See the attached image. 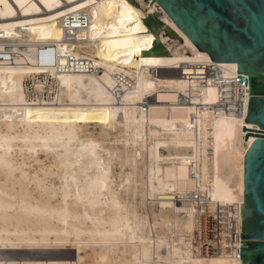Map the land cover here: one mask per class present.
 Segmentation results:
<instances>
[{
  "label": "bare ground",
  "instance_id": "bare-ground-1",
  "mask_svg": "<svg viewBox=\"0 0 264 264\" xmlns=\"http://www.w3.org/2000/svg\"><path fill=\"white\" fill-rule=\"evenodd\" d=\"M123 4L129 5L134 16L121 26ZM151 13L161 21L158 30L146 23ZM81 15L86 17L85 24L78 20ZM137 24L139 30L132 32ZM147 35L153 37L151 47L142 43ZM125 40L140 48L130 62H122L120 45ZM157 40L164 53L152 52ZM101 50L118 60L102 61ZM145 59L173 63L144 64ZM202 66L219 69L223 77L238 75L237 62H215L208 52H201L156 0H0V136L8 140L0 157L14 168L27 165L14 178L0 172V192L4 193L0 200L16 205L26 196L34 197L33 205L39 201L41 207H63L65 175L74 197L77 184L83 189L87 183L85 173L96 174L95 162L79 153L80 143L68 144L67 138L63 145H49L59 151H44L34 141L50 126L29 121L40 111L74 114L107 107L115 113L112 127L79 122L78 137L103 148L98 155L106 166L111 164L114 192L120 191L121 176L127 179L132 171L122 166L135 161L132 191L123 192L120 200L122 205L127 201L133 213H141L145 224L138 231L132 225L133 238L127 232L131 217L124 207L116 209L110 203L111 195L97 200L95 206L87 197L83 204L70 199L66 223L61 217L25 216L17 207L0 213V264H166L169 255L183 264H242V260L224 255H196L186 239L194 229L195 215L191 204L180 201L181 196L197 189L215 192L219 181L224 200L217 201L233 204L227 192L239 193L238 199L244 201L245 154L249 142L259 137L250 135L244 142L242 126L264 131L256 123H243L244 114L213 110L220 91L212 79L208 85H200L196 74ZM97 87L104 88L112 104L99 102L106 97H97ZM30 148L36 150L30 152ZM145 183L149 196L142 203ZM41 184L49 191L41 192ZM53 193L56 199H51ZM178 208L185 210L177 212ZM185 223L191 224L190 231H185ZM45 232L49 235H41ZM65 232L70 236H64ZM29 238L65 241L69 245L67 260L19 259L20 253L47 251L26 244L13 247Z\"/></svg>",
  "mask_w": 264,
  "mask_h": 264
},
{
  "label": "water",
  "instance_id": "water-1",
  "mask_svg": "<svg viewBox=\"0 0 264 264\" xmlns=\"http://www.w3.org/2000/svg\"><path fill=\"white\" fill-rule=\"evenodd\" d=\"M201 52L215 62H237L238 83H246L243 123L264 124V0H156ZM146 23L158 30L151 13ZM171 33L173 31L168 30ZM152 52L164 53L160 41ZM145 53H149L146 51ZM262 128V127H261ZM264 129V128H262ZM250 130L242 126V131ZM263 132L261 130H254ZM249 142L245 154V193L241 203L242 264H264V135Z\"/></svg>",
  "mask_w": 264,
  "mask_h": 264
},
{
  "label": "snow or ice",
  "instance_id": "snow-or-ice-1",
  "mask_svg": "<svg viewBox=\"0 0 264 264\" xmlns=\"http://www.w3.org/2000/svg\"><path fill=\"white\" fill-rule=\"evenodd\" d=\"M79 7H84V5H79ZM122 7L124 8L123 12H120L121 19L119 21L120 25L123 26L125 24V21H132L133 20V10L129 7L128 4H123ZM139 7V5H137ZM12 15H15V13H11ZM95 28V25L93 26ZM140 28V25L137 24L135 28H132V32H137ZM35 31V29H33ZM11 34V33H10ZM113 35H115V30L113 31ZM153 40V37L151 35H147L146 39L142 41L143 44H145L147 47H151V42ZM111 46V45H109ZM124 49V51L121 53L123 55L124 60L122 62H130V58L133 56H138L140 52V48L137 47L136 44H133L131 41L125 40L120 45ZM131 49V50H130ZM101 56L102 61L104 60H118V56L112 55L109 53L108 55H105L103 50L99 53ZM206 59V58H204ZM144 64H154V65H160V64H169L173 63L171 61H161L156 59H145L141 61ZM63 63V61H61ZM234 67V66H233ZM63 79V78H62ZM103 79V78H102ZM148 88H151L152 85H148ZM94 91L97 94V97L100 96L106 97L103 100H100V103H103L105 105H110L113 103L111 97L107 96L106 91L104 88L97 87L94 89ZM141 90L137 89V94H140ZM245 95H247V92H245ZM127 99V97H125ZM118 111V110H117ZM261 112L264 113V108H261ZM115 113L110 108H101L99 110H93L91 112H85L81 113L79 111L75 112L74 114L69 112H54V113H47V112H37L36 118L34 120L30 119V123H44L46 125L50 126L49 130H46V134L42 137L37 136L35 138V141H38L42 149L44 151H59V149H53L50 148V144H59L63 145L65 143V140L67 138V143L71 144L73 142L80 143L81 147L79 150V153H86L87 155L91 156L94 160V168L96 171V174L94 176L88 175L85 173L87 177V183L85 187L82 189L79 184L76 186L75 190V196L73 197L72 194V188L69 186V180L67 174L63 178L62 181V187L61 191L63 192V200L61 203L64 205L63 207H54L51 205H45L44 207L40 206V202L37 201L35 205L32 204V199L34 197H26L21 196L19 203L16 205L5 203L3 200H0V213H5L10 210H14L15 208H19L20 212L24 214L25 216L34 217L37 219H53L56 217H61L65 220V223L67 222V217L70 215L69 209L67 207L68 201L70 199L75 198L78 203H85L86 197L87 202L90 204H93L95 206L96 201H104L108 195L112 196V199L110 203L113 204V206L116 209H120L121 207H124V210L128 212L129 217H131L128 220L129 227L127 228V232L131 233L132 237L135 238L136 231H133L132 225L134 224L136 227V230L138 231L140 227L145 226L143 216L139 212L133 213L127 206L128 202L125 201L122 205L120 196L123 192L128 191L131 193L132 191V185L135 181V161L132 160L129 162V164L124 165L122 167H130L132 168V171H129L127 174V179H124L123 175L121 176V183L119 185V192H114L113 188L111 187L114 185V181L111 178V164L109 163L107 166L104 163V160L98 155V153L103 152V148L101 145L95 141H88L87 143H84L83 141L79 140L78 137V129L77 124L79 122H91L98 124L100 126L105 127H112L113 124V117ZM127 115V113H125ZM28 117H33V113L31 111L28 112ZM74 117V118H73ZM262 128H264V124L261 125ZM250 132L254 131V127L251 125L249 126ZM8 140L4 136H0V150H3L4 144L7 143ZM25 143H28L27 140L24 141ZM116 143H124V141H116ZM129 144L132 143L131 140L128 141ZM30 152L35 151V148L28 149ZM9 153H11L12 149L11 147L8 148ZM111 156V154H110ZM80 159H83V155H80ZM24 167H27V165H22L19 167H12L11 164H7L5 160L0 157V172H3L6 176L9 178H14L17 173L23 174ZM71 167H76L75 164L71 165ZM75 180V174L73 173V181ZM41 192H48L49 189L44 185H38ZM145 192H144V198L142 203H146L148 200L149 193L147 191V183H145ZM137 192L139 191V185H137ZM153 194L155 193L156 189L153 188ZM173 192H175V189H172ZM86 194V195H85ZM209 194L211 195V199L213 201H216L217 199H220L221 201L224 200V195H221L220 192V183L217 181L216 184V191L212 192L209 191ZM4 193L0 192V196H3ZM227 199L230 203L234 204H241L244 203L243 200L238 199L239 193L237 195H232L231 192H227ZM55 193L51 196V199H56ZM10 199H15V197H11ZM183 199V197H182ZM163 207V205H162ZM185 209L178 208L176 209L177 212H182ZM179 224V221H178ZM154 226V225H151ZM149 226V227H151ZM232 227L233 232L231 234L238 235L240 232V226L238 219L230 225ZM191 230V224L185 223V231ZM41 235L47 236L49 233L45 232ZM57 235H60L57 233ZM64 236H70L69 233L65 232L63 234ZM187 239V237H186ZM260 240L264 241V235H261L259 237ZM183 243V241H181ZM27 245L29 247L33 248H43L47 249V251H41V252H32V253H20L18 254V258L22 260H44V261H52V260H67L68 253L66 249L68 248V243H66L63 240H57L56 242H50L47 240H42L40 242L33 241L31 238L27 239L20 245H13V247H24V245ZM166 264H183V261H173L171 259V255L166 260Z\"/></svg>",
  "mask_w": 264,
  "mask_h": 264
},
{
  "label": "built area",
  "instance_id": "built-area-1",
  "mask_svg": "<svg viewBox=\"0 0 264 264\" xmlns=\"http://www.w3.org/2000/svg\"><path fill=\"white\" fill-rule=\"evenodd\" d=\"M83 24L86 17H78ZM192 74H186L188 77ZM201 86L209 84L210 79L219 88V101L213 107L218 113H225L232 116L244 114L246 104V83H238L236 77H223L219 69L212 66H202L201 73L196 74ZM248 128V127H246ZM249 129V128H248ZM254 131L245 130L247 133ZM183 197V199H182ZM180 201H185L194 209L195 226L193 231L187 236V240L196 255L203 257H213L224 255L226 257L241 259V206L239 204H224L213 201L209 190H194L181 196ZM239 221L240 232L238 235L233 232L231 224Z\"/></svg>",
  "mask_w": 264,
  "mask_h": 264
},
{
  "label": "rangeland",
  "instance_id": "rangeland-1",
  "mask_svg": "<svg viewBox=\"0 0 264 264\" xmlns=\"http://www.w3.org/2000/svg\"><path fill=\"white\" fill-rule=\"evenodd\" d=\"M31 82H29V84H30ZM69 251H67V253H68Z\"/></svg>",
  "mask_w": 264,
  "mask_h": 264
}]
</instances>
